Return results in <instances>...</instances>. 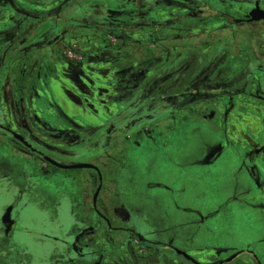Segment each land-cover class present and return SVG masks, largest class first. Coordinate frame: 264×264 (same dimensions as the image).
Returning a JSON list of instances; mask_svg holds the SVG:
<instances>
[{
    "label": "flooded vegetation",
    "instance_id": "flooded-vegetation-1",
    "mask_svg": "<svg viewBox=\"0 0 264 264\" xmlns=\"http://www.w3.org/2000/svg\"><path fill=\"white\" fill-rule=\"evenodd\" d=\"M51 1L53 0H0V71L4 68H15L11 82L13 89L7 90L0 82V144L40 162V167H43L40 171L73 176L74 172L82 169L94 172L91 203H88L84 191L87 209L77 220L76 227L69 234L70 238L61 242L62 254L57 257V264H264L253 247L233 248L221 245L211 248L198 247L199 253H196L175 244L173 237L179 232L171 228L173 224L170 223H173L174 218L165 209H162V213L167 217L166 222L154 224V229H143L135 224L125 226L119 209L113 208L110 202L116 176L127 165L125 159L127 138L153 139L156 137L154 134L169 132L175 128L178 114L181 117L185 115L183 113L185 109L198 106L202 109L201 113L205 119L212 120L227 134L234 133L235 140L243 142L246 146V157L234 174L233 194L239 204L249 202L257 209L259 219H262V223L257 227L262 242L258 248L259 252H262L264 31L261 34H254L252 39L248 38L250 43L253 39L259 40L257 49L248 48L242 55H237L234 52H227L231 47L226 48L224 42L218 45L212 43L211 47H204V50L189 52L182 57L180 54L176 55L173 57L177 63L175 68L166 75L155 77L153 74L160 57L144 58L142 61L119 67L122 58L112 56L110 52L108 53L110 56L101 57L96 53L88 55L81 45L80 37L84 32L56 29L54 19L62 16L64 10L70 7L74 0H58V3ZM137 2L143 10L152 3L159 7L180 9L181 13L175 19H166L175 28H183V24L215 28L219 26L223 29H237L247 25L264 26V19L249 20L253 8L259 6L264 9V0L149 2L137 0ZM227 4L246 6V13L225 11L224 7ZM5 10L8 11L6 18L3 16ZM214 11L218 14H213ZM103 12L104 10L95 13L93 24L101 22L107 24L109 28L112 27L111 20L116 18L115 15ZM48 20L53 24L46 29L44 27L39 29L36 35L31 33L37 22ZM3 21L8 23L4 24ZM95 32L98 36L103 34L102 37L105 39L106 30ZM214 33L224 34L226 30ZM112 37L116 39L115 36ZM105 42L103 44L109 48L107 50H113ZM63 45H67L66 48L73 46L76 56L62 59L59 50ZM232 47L236 48L235 45ZM44 49L50 52L56 49L58 59L48 57L39 62L38 56ZM103 60L110 64L105 69L109 75L99 78L98 64ZM147 62L151 63L148 71L143 78H138L142 75L143 65ZM114 69L119 77L115 76ZM181 80L184 85L179 90ZM107 86L112 88L111 93H107ZM136 94L139 95L134 99ZM135 100L136 106H133L131 103ZM112 107L116 109L112 110ZM10 113L19 114L13 123L7 121V115ZM238 113H251L250 131L244 128L243 119ZM87 122L91 123L93 133L99 134L93 142L87 139L88 129L92 127L83 126ZM37 128L42 133H50L70 147L89 143L90 147L79 155L87 158H78L72 154H68L70 157L67 156L66 159L57 157L56 153L67 151L62 147L45 143L43 137L35 135ZM207 140L208 143L204 145L202 151L192 160L182 164L183 166L200 164L204 160H209L208 164H211L217 160L225 148L224 139ZM46 156L67 164L89 162L95 164L98 169H65L48 161ZM106 180L109 181L108 184ZM150 186L173 189L167 182L150 183ZM98 188L100 190L94 201ZM247 192L258 196L259 199L254 201L245 199ZM11 199L5 210H0V236L5 232V237L0 238V264H19L17 256L20 251L14 244H8L11 231L8 228L13 220L12 213L16 203L23 200L22 189L17 188ZM10 205L13 206L11 217L10 221L6 222L3 216ZM196 211L202 213L200 209ZM84 223V227L78 230L77 228ZM119 229H126L127 233L120 235ZM155 233L159 238L153 237ZM171 235L173 237H170ZM13 251L16 252V256Z\"/></svg>",
    "mask_w": 264,
    "mask_h": 264
},
{
    "label": "rangeland",
    "instance_id": "rangeland-1",
    "mask_svg": "<svg viewBox=\"0 0 264 264\" xmlns=\"http://www.w3.org/2000/svg\"><path fill=\"white\" fill-rule=\"evenodd\" d=\"M57 1L53 0L51 3H58ZM245 8L246 6L227 4L224 10L244 14L246 13ZM102 10L104 14L115 15L116 18L111 20L113 21L112 27L109 28L107 24L101 22L93 24V16ZM4 13L3 16L6 18L8 11L5 10ZM180 13V9L159 7L153 3L143 10L137 0H74L71 6L64 10L62 16L55 18L54 21L57 25L56 29H73L84 32L80 37L81 45L88 55L96 53L101 57L110 56L108 54L110 52L112 56L122 58L119 67L142 61L144 58L160 57V62L153 74L155 77L166 75L175 68L177 63L173 57L176 55L180 54L182 57L189 52H198L204 50V47H211L212 43L218 45L224 42L226 48L231 47L230 50L227 49V52H234L237 55H242L243 51H248V48L257 49L259 40L253 39L250 43L248 38L252 39L254 34H261L264 31V26L259 25H247L237 29H223L219 26L216 28L202 27L195 24H188L191 25L189 27L183 24V28L172 27V23L166 19H175ZM3 22L8 23V21ZM52 24L53 22L49 20L37 22L31 33L36 35L39 29L43 27L46 29ZM110 29L111 32H109ZM96 30L102 32L106 30L105 39L102 37L103 34L98 36ZM225 30L224 34L214 33ZM104 42L113 50H107L109 48L104 46ZM224 45L220 44V46ZM233 45L236 48H233ZM66 46L63 45L59 50L61 58L68 59L76 56L73 46L67 48ZM209 51L211 52L212 49ZM38 57L40 62L48 57L58 59L59 56L56 49L51 52L44 49L40 51ZM124 57L128 58L124 60ZM108 65L110 64L104 60L98 64L99 78L109 75L108 70H105ZM14 69L4 68L0 71V82L7 90L12 88ZM115 76L119 77L116 70ZM183 80H181L182 84L180 81L179 90L184 85ZM106 88L107 93H111L112 88L108 86ZM137 95L139 94H136L134 99H137ZM136 102L137 100L131 104L136 106ZM114 109L116 108L112 107V110ZM201 111L202 109L198 106L185 109L183 111L185 115L181 116L182 118L178 114L177 128L168 134L167 132L154 134L156 137L153 139L127 138L125 141L127 165L116 176L110 201L112 207L119 209L118 211L122 214L123 225L135 224L143 229H154L155 225L166 222L167 217L162 213V209L169 211V193L163 187H151L150 183L167 182L170 184L181 179L176 186L183 187L182 184L192 180L193 175L206 176L205 174L211 173V169H200L197 165L191 167L182 165L202 151L204 145L208 143L207 139H216V133L220 131L212 120L203 117ZM18 117V113H10L7 115V121L13 123ZM90 124L87 122L83 126L92 127ZM88 130V141H95L99 134L93 133V127ZM35 135L43 137L45 143L54 147H62L67 151V153L48 152L56 153L57 157L66 159L68 154H72L78 158H87V156L80 157L79 155L90 147L89 143L70 147L50 133H42L38 128ZM40 164L22 152H15L0 144V210H5L10 204L13 200L11 197L17 188L23 191V200L16 203L12 213L13 220L8 228L11 229L8 244H14L20 251L17 256L19 264H57V257L62 254L60 252L61 242L70 238L69 234L76 227L77 220L84 215L87 209L84 202V191L89 204L94 191V185H92L95 182L94 172L86 171L90 169L76 171L73 176L40 171L43 170ZM106 183L108 184L109 181L106 180ZM218 199L219 196L216 193L209 194L208 197L201 195L198 198L192 197V193H189L182 201L191 205L199 204V207L208 209L212 208ZM118 232L120 235H125L127 230L119 229ZM3 236L5 237V232ZM3 236L1 235L0 238ZM13 254L16 256L15 251Z\"/></svg>",
    "mask_w": 264,
    "mask_h": 264
},
{
    "label": "crops",
    "instance_id": "crops-1",
    "mask_svg": "<svg viewBox=\"0 0 264 264\" xmlns=\"http://www.w3.org/2000/svg\"><path fill=\"white\" fill-rule=\"evenodd\" d=\"M238 115L243 119L244 128L250 131L251 113H238ZM178 123L179 120L171 131L177 128ZM218 129L220 131L218 130L216 133L217 138L224 139L225 148L217 160L211 164H208L209 160H204L200 164H187V167L197 165L200 169H211V173L205 174L206 176L193 175L192 180L182 184L183 187L176 186L181 179L170 183L173 189L167 190L170 200L168 212L174 218L173 223L170 224H173L171 228H175L179 232L177 236L171 235L170 237L174 238L175 244L196 253H199L198 247L211 248L219 245L233 248L253 247L264 262V249L259 252L258 248L262 243L261 235L257 231L262 219H259L255 207L249 202H245L243 205L239 204L233 194L234 174L246 157V146L243 142L235 140L234 133L227 134L221 128ZM255 190L257 189L255 188ZM189 193H192V197L196 198L201 195L208 197L209 194L216 193L219 199L212 208L203 209L199 207V204L191 205L182 201ZM246 195L245 199L247 200L259 199L258 196L248 192ZM212 197L214 196L212 195ZM196 209H200L202 213ZM84 225L85 223L77 229L79 230ZM153 237H158V235L156 236L155 233Z\"/></svg>",
    "mask_w": 264,
    "mask_h": 264
},
{
    "label": "water",
    "instance_id": "water-1",
    "mask_svg": "<svg viewBox=\"0 0 264 264\" xmlns=\"http://www.w3.org/2000/svg\"><path fill=\"white\" fill-rule=\"evenodd\" d=\"M250 15H251V17L249 18V20L264 19V9H261L259 6H257L256 8H253L251 10ZM46 159L48 161H50L51 163L55 164L56 166L61 167V168H65V169H74V168H96V169H98V167L95 164L89 163V162L67 164V163H62V162L56 161L55 159H53L49 156H46ZM99 190H100V188H98V191L95 194L94 201H96ZM12 207L13 206L10 205L7 208V210L3 216V220L6 222L10 221V217H11L10 215H11Z\"/></svg>",
    "mask_w": 264,
    "mask_h": 264
},
{
    "label": "trees",
    "instance_id": "trees-1",
    "mask_svg": "<svg viewBox=\"0 0 264 264\" xmlns=\"http://www.w3.org/2000/svg\"><path fill=\"white\" fill-rule=\"evenodd\" d=\"M213 13V12H212ZM213 14H218V12H215L214 11V13ZM150 62H147V63H145L144 65H143V69H142V75L141 76H139L138 78H143L144 77V75H145V73L148 71V69H149V67H150ZM137 78V77H136ZM76 141H74V143H75Z\"/></svg>",
    "mask_w": 264,
    "mask_h": 264
}]
</instances>
